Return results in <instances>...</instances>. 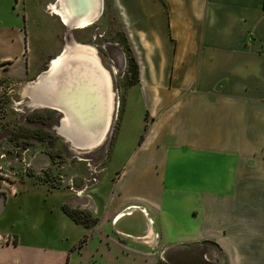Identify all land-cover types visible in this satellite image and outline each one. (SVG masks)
Returning <instances> with one entry per match:
<instances>
[{"label": "crops", "instance_id": "obj_1", "mask_svg": "<svg viewBox=\"0 0 264 264\" xmlns=\"http://www.w3.org/2000/svg\"><path fill=\"white\" fill-rule=\"evenodd\" d=\"M34 6L47 13L50 33L104 28L113 18L137 64L127 93L144 134L92 208L94 227L76 224L73 239L0 235V264H158L205 241L224 264H264V0Z\"/></svg>", "mask_w": 264, "mask_h": 264}, {"label": "rangeland", "instance_id": "obj_2", "mask_svg": "<svg viewBox=\"0 0 264 264\" xmlns=\"http://www.w3.org/2000/svg\"><path fill=\"white\" fill-rule=\"evenodd\" d=\"M35 2L0 0V198L7 202L0 215V235H64L73 239L80 227L95 226L98 215L92 208L104 202L136 144L137 133L142 132L143 137L144 115L127 93L129 63L123 34L115 31L113 18L107 16L104 28L50 33L47 13L40 12ZM39 13L41 18L35 16ZM64 53L66 57L95 56L94 60L111 74L110 89L120 101L108 131L93 148L73 146L60 133L65 116L39 103V78L51 72L49 61ZM24 67L26 75L22 76L18 72ZM29 129L35 134H29ZM63 206L81 212L79 228L63 212ZM124 224L128 222L119 223ZM178 249L182 248L171 251L168 258L159 257V262L224 264L211 241L186 246V257Z\"/></svg>", "mask_w": 264, "mask_h": 264}, {"label": "bare ground", "instance_id": "obj_3", "mask_svg": "<svg viewBox=\"0 0 264 264\" xmlns=\"http://www.w3.org/2000/svg\"><path fill=\"white\" fill-rule=\"evenodd\" d=\"M64 55L53 59L51 72L39 78L38 101L41 106L53 108L65 116L64 130L60 133L73 146L93 148L108 131L120 101L110 89L111 74L94 60L95 56L82 55L83 60H72L71 56Z\"/></svg>", "mask_w": 264, "mask_h": 264}, {"label": "trees", "instance_id": "obj_4", "mask_svg": "<svg viewBox=\"0 0 264 264\" xmlns=\"http://www.w3.org/2000/svg\"><path fill=\"white\" fill-rule=\"evenodd\" d=\"M123 37H124L123 41H124L125 52L127 54L128 63H129V70H130V74H131V80L129 82V86H131V85H135L138 81V69H137L136 61L134 60L131 49L127 43V40L125 39L124 34H123ZM28 131H29V134H31V135L35 134L34 129L33 130L29 129ZM142 138L143 137H141V139ZM63 212L67 215V217H69L71 220H73L76 224L80 225L81 220L79 218V215H81V212L75 211V210H69L66 206H63ZM93 223H94V225H96L97 221H94ZM158 264H164V263L159 262Z\"/></svg>", "mask_w": 264, "mask_h": 264}, {"label": "water", "instance_id": "obj_5", "mask_svg": "<svg viewBox=\"0 0 264 264\" xmlns=\"http://www.w3.org/2000/svg\"><path fill=\"white\" fill-rule=\"evenodd\" d=\"M55 58H57V57H55ZM50 63H51V61H50ZM49 63V64H50ZM37 85V84H36ZM35 86H33V88H34ZM3 204H4V198H1L0 199V213L2 212V209H3Z\"/></svg>", "mask_w": 264, "mask_h": 264}, {"label": "flooded vegetation", "instance_id": "obj_6", "mask_svg": "<svg viewBox=\"0 0 264 264\" xmlns=\"http://www.w3.org/2000/svg\"><path fill=\"white\" fill-rule=\"evenodd\" d=\"M50 62V61H49ZM49 65V64H48ZM1 199V198H0Z\"/></svg>", "mask_w": 264, "mask_h": 264}]
</instances>
